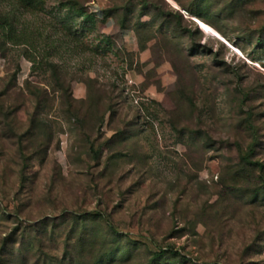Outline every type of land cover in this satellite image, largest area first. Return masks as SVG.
Listing matches in <instances>:
<instances>
[{"label": "rangeland", "instance_id": "1", "mask_svg": "<svg viewBox=\"0 0 264 264\" xmlns=\"http://www.w3.org/2000/svg\"><path fill=\"white\" fill-rule=\"evenodd\" d=\"M263 29L264 0H0V264H264Z\"/></svg>", "mask_w": 264, "mask_h": 264}, {"label": "trees", "instance_id": "2", "mask_svg": "<svg viewBox=\"0 0 264 264\" xmlns=\"http://www.w3.org/2000/svg\"><path fill=\"white\" fill-rule=\"evenodd\" d=\"M19 6H21L22 8H24V9H26V10H31V9H33L35 6H36V4H37V2L39 1V0H14ZM139 1H141V6H143L144 8H146L147 9V7H148V4H149V0H139ZM161 1H163V0H161ZM195 15V14H194ZM170 20L169 21H172V17L173 18H176L177 20H179V21H182L183 20V17H182V15H180L178 12L177 13H170L169 15H166ZM199 17V16H198ZM263 31H264V29H263ZM259 43H260V45L262 46V48H264V39H260L259 40ZM253 154V148H250L249 150H248V153L246 154V156L243 158V160H244V162L247 164V165H251V166H254V165H256V164H253L251 161H250V157H251V155ZM99 159V156L97 157V160ZM99 215L97 214V213H92V214H89V217L90 218H97ZM112 230H113V233H116V231L112 228ZM172 253H174L173 251H171ZM13 254V253H12ZM11 254V255H12ZM10 255V254H9ZM0 258L2 259V263H4L5 261H7V259H5L6 258V256L4 255V254H1V256H0ZM104 259L105 258H102L101 260H98L95 264H103L104 263Z\"/></svg>", "mask_w": 264, "mask_h": 264}, {"label": "bare ground", "instance_id": "3", "mask_svg": "<svg viewBox=\"0 0 264 264\" xmlns=\"http://www.w3.org/2000/svg\"><path fill=\"white\" fill-rule=\"evenodd\" d=\"M197 23H198L199 27H201L202 30H204L207 34H209L213 37H217V34L215 33V31L212 28H210V26H208V25H206V24H204L198 20H197Z\"/></svg>", "mask_w": 264, "mask_h": 264}, {"label": "water", "instance_id": "4", "mask_svg": "<svg viewBox=\"0 0 264 264\" xmlns=\"http://www.w3.org/2000/svg\"><path fill=\"white\" fill-rule=\"evenodd\" d=\"M196 23H197V21L196 20H194Z\"/></svg>", "mask_w": 264, "mask_h": 264}]
</instances>
